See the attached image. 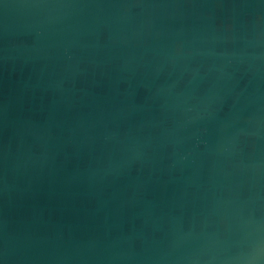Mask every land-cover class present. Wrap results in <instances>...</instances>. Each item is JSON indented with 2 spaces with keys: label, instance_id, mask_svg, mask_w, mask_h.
<instances>
[{
  "label": "water",
  "instance_id": "water-1",
  "mask_svg": "<svg viewBox=\"0 0 264 264\" xmlns=\"http://www.w3.org/2000/svg\"><path fill=\"white\" fill-rule=\"evenodd\" d=\"M0 264H264V0H0Z\"/></svg>",
  "mask_w": 264,
  "mask_h": 264
}]
</instances>
